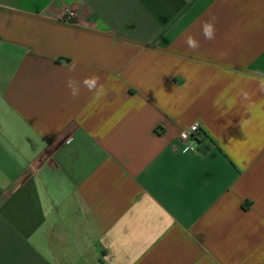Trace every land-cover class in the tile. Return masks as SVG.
Returning <instances> with one entry per match:
<instances>
[{"label": "crops", "instance_id": "0c3cea01", "mask_svg": "<svg viewBox=\"0 0 264 264\" xmlns=\"http://www.w3.org/2000/svg\"><path fill=\"white\" fill-rule=\"evenodd\" d=\"M258 74L264 0H0V264H264Z\"/></svg>", "mask_w": 264, "mask_h": 264}, {"label": "clouds", "instance_id": "9594fccd", "mask_svg": "<svg viewBox=\"0 0 264 264\" xmlns=\"http://www.w3.org/2000/svg\"><path fill=\"white\" fill-rule=\"evenodd\" d=\"M202 33L205 37V39L207 40H213L215 38V26L214 24L210 23V22H204L202 24ZM186 43L188 45L189 48L195 49L199 47V42L197 40H195L192 36H188ZM71 70H75V65L73 64L71 66ZM259 76V87L261 91H264V74H258ZM256 78V77H253ZM83 84L84 86L89 90L94 92V99L99 100L100 98H102L103 96H105L106 93V89L103 85L99 84V77L98 76H91V77H86L83 80ZM68 87L71 91V95L73 97H76L79 95V88L75 86V82L72 80L68 81ZM241 96L243 100H249V94L246 91L241 90ZM192 131L196 130V125L194 124L192 126ZM181 138L182 139H187L188 138V133L187 132H183L181 133ZM189 151H196V144L194 142H190L188 145H186L183 150H182V154H187Z\"/></svg>", "mask_w": 264, "mask_h": 264}, {"label": "built area", "instance_id": "2783aa9c", "mask_svg": "<svg viewBox=\"0 0 264 264\" xmlns=\"http://www.w3.org/2000/svg\"><path fill=\"white\" fill-rule=\"evenodd\" d=\"M57 21L59 23H61V24H64V25H69V26H74V27L79 26L80 25V20H79V18L77 16L75 6H67V7H64L62 9L61 13L58 16ZM194 124L196 125V130L195 131H192L191 129H192V126ZM183 132H187L188 133V138L186 140L181 138V133H183ZM203 134L204 133L200 129L198 123H193L187 129L180 130V132H179V139L181 141L186 142L189 139L202 138L203 137Z\"/></svg>", "mask_w": 264, "mask_h": 264}]
</instances>
